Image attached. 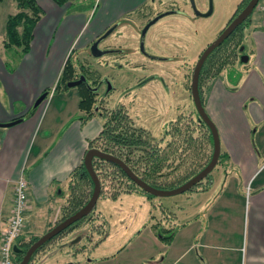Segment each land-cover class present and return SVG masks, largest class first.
Wrapping results in <instances>:
<instances>
[{
  "label": "crops",
  "instance_id": "0c3cea01",
  "mask_svg": "<svg viewBox=\"0 0 264 264\" xmlns=\"http://www.w3.org/2000/svg\"><path fill=\"white\" fill-rule=\"evenodd\" d=\"M37 1L43 15L34 27L29 51L12 73H7L0 62V91L10 101L5 106L0 100V123L19 119L12 125L0 126V235L10 215L14 183L21 174L29 182L26 232L35 234L39 228L45 231L54 223L65 201L59 190H65L70 172L83 160L89 141L102 127L97 115L80 118L83 113L75 86L54 91L60 71L87 22L86 11L69 12L72 0L62 4ZM128 1L136 4L140 0ZM113 18L94 26L83 45ZM254 26L251 22L243 39L249 70L244 65L234 84L224 78L210 80L204 91L205 110L217 127L225 157L217 168L220 174L209 178L208 189L194 190L205 197L193 198L189 204L195 208L201 204L202 209L195 210L187 224L169 226L177 231L172 241L179 239V252L170 264H264V26ZM248 36L251 42L244 45ZM44 90L49 92L34 106L35 98ZM238 178H242V185L250 187L246 198L239 190L242 185H236ZM232 182L240 198L242 222L234 260L222 253L228 240L222 224L227 207L235 204L228 193ZM201 215L206 224H198ZM66 255L61 249L45 258L44 263L67 264L71 260L66 261Z\"/></svg>",
  "mask_w": 264,
  "mask_h": 264
},
{
  "label": "rangeland",
  "instance_id": "374dc122",
  "mask_svg": "<svg viewBox=\"0 0 264 264\" xmlns=\"http://www.w3.org/2000/svg\"><path fill=\"white\" fill-rule=\"evenodd\" d=\"M262 1L264 0H259V3ZM195 2L198 4L201 11L206 10L208 5H210L212 9L211 13L205 16H190L189 13L191 14V12L188 1L179 0L178 4L187 13L184 14V18H181L180 14L176 15L177 17H175L174 20H171V22L175 24L174 28H176V30L174 31L178 34L174 33L168 36V32H165L166 35L160 34L157 36V38L159 37L157 39L158 42H162L161 40L164 38L171 42H175V45H173L172 42L173 47H165L166 51H162L161 48L158 50L162 51L164 55L174 56V61L170 63L166 62L162 67L153 62H148L147 66L150 68L145 70H142L140 67L135 68L129 65L121 69L102 68L97 64V59L93 58L90 54L89 44L92 40L88 42L87 45H83L85 36L90 33L93 27L96 25H103L107 20L120 16L121 10L125 7H129L130 2L128 0H72V3L68 7L69 12L75 9H83L86 11L87 15V22L76 38L72 48L73 50L70 54L72 63L77 64V62H80L84 66L95 69L101 78L109 79L113 88L105 98L106 101L104 105L106 106V110L107 108H113L116 104L121 103L128 111L134 124L145 127L157 139L161 137L162 130L166 128L170 120L179 117L188 118L190 115L194 116L193 100L190 94V81L193 66L201 51L208 43L216 38L219 31L233 15L236 6L241 0H195ZM15 12L16 4L13 0H2L0 2V62H3L5 65L4 67L7 73L14 72L17 66L22 62L21 54L16 53L13 49L6 50L3 45L7 16ZM114 19L116 18H113V20ZM252 20L256 22V12L252 15ZM169 21L170 20L162 21V24L155 25L150 32L165 26L166 22ZM137 23L138 20L133 23L132 27H127L128 34L136 33L135 31L140 27ZM127 28H119L118 31L126 30ZM153 34L155 35L156 31H153ZM130 36L132 41L129 40L128 45L131 49L134 45L136 36ZM148 41L145 45L147 51H149ZM118 42L119 41L113 39L111 41V43H115V45H117ZM131 42L133 43L131 44ZM250 42L248 36L247 42L244 43V45H249ZM158 51L157 54L159 53ZM129 59L130 61L139 62L140 57L132 55ZM231 59L234 63L236 61L238 62L229 72V78L227 76L224 78L228 83H231V79L235 78L238 71L240 69L242 70L244 65H246L244 69L248 68L249 70V65L241 64L239 61L240 59L238 60V54L231 56ZM102 61L104 60L102 59ZM134 62L131 64H134ZM151 73L161 74L167 83L163 84L161 81L157 82L153 80L147 85L137 89L136 82ZM104 90L105 85L102 84L99 93L104 92ZM135 91L136 93L134 95ZM0 100L3 105L9 106L10 101L6 93L2 95L0 91ZM16 105L18 107V103H16L15 106ZM257 125L258 124H256L255 127ZM203 131L199 134L195 129L194 133L202 137ZM201 141H203L202 147H205L204 140L202 139ZM162 144H164V141ZM200 151L201 154L199 155ZM200 151L191 149L183 153L185 155L181 157L179 161L180 165L178 169L175 170L173 177L175 175L180 177L185 174L187 169L193 166L194 162H204L208 157L209 150L208 148H204L200 149ZM260 155L262 157V154ZM177 163L178 159L175 164ZM221 164L222 160L221 163L217 162L214 169L208 175L209 178L220 174L217 168ZM170 176L171 175L168 177ZM240 179L242 180V178L237 179L236 185H242ZM203 182H205V180ZM103 183L104 194L99 196L93 210L94 223L80 224L79 229L70 227L66 231L59 233L58 236L47 242V244L33 254V258H31L29 264H45L44 259L49 258L50 255L48 254L50 251L54 250L53 252L56 253L61 250L59 249V244L62 240L68 239L73 235L81 234L88 235L92 238V245H95L94 249L91 248L89 252V246L88 249L85 247L86 250L76 256L68 254L64 257L66 261L71 260L76 264L172 263L179 252V239L177 238L172 241V238H176L174 236L177 231L174 232V229L167 230V228H170L169 226H173L174 224H177L179 227L182 226L181 224H187L189 217H191L190 215H193L195 210L199 211L202 209L200 208L201 204L198 205V208H195L194 204L190 205V202H192L190 200H193V198L199 200L201 196H203L202 198L205 196L201 193H195V189H193L174 195L153 196L149 198L144 192L138 190L137 192L122 193L116 199H113L108 196L110 189L107 182L104 181ZM236 185L232 182L228 188L230 199L235 204H230L227 207L226 219L224 224H222V230H225L228 234V240L224 243L226 246L224 245L222 253L230 256L233 260L236 259L237 253L235 248L236 244L239 242V235L241 236L242 233V222L240 220L241 211L238 208L240 198L235 195ZM239 187V190H241L240 192L243 193V197L246 198L250 191L249 185H242ZM62 191V189L59 190V195H61L60 192ZM203 201L204 200L201 202ZM178 206L180 209H178ZM180 210H182V212ZM31 213L32 215L34 214L33 211ZM199 217L198 224L207 223L203 215ZM177 218L179 220H177ZM61 220V213L59 212L58 218L53 224H49L45 231L43 228H39V232L31 234L23 229V235H20V237L24 238L22 242H28L33 236H41ZM156 223L160 224L158 226H152V224ZM36 224L41 223L37 221ZM170 233L175 234L167 241L164 237L168 236ZM188 233L189 230H186L185 234ZM76 239L77 237L73 240L75 241ZM80 242H86L85 238H82ZM196 250L197 249L194 250L195 253ZM63 251H65V249ZM46 264H50V262H46Z\"/></svg>",
  "mask_w": 264,
  "mask_h": 264
},
{
  "label": "trees",
  "instance_id": "16d2710c",
  "mask_svg": "<svg viewBox=\"0 0 264 264\" xmlns=\"http://www.w3.org/2000/svg\"><path fill=\"white\" fill-rule=\"evenodd\" d=\"M13 1L16 4V12L10 13L7 16L3 45L6 50L13 49L22 56L30 49L34 27L43 15V9L37 0ZM54 1L62 4L66 0ZM248 1L243 0L240 8L244 7ZM255 12L257 17L256 22L252 20V15ZM261 21L264 22V16L254 9L244 22L239 24L209 53L199 74V92L202 100L203 92L209 87L210 80L228 77L232 67H235L238 61L234 63L231 56L235 54L239 55L241 52L240 46L243 45L245 30L250 26L251 22L255 24L254 28L264 26ZM240 62L241 64L247 63ZM81 75L84 76V80L75 86L79 95L78 107L83 113L80 118L85 120L93 115H97L102 119L101 131L95 138L89 141L88 148H98L117 156L139 178L147 184L160 189H170L181 185L202 170L210 161L213 153V137L209 126L201 119L194 106V116L190 115L188 118L179 117L170 120L166 128L162 130L161 137L159 136L160 138L157 139L145 127L135 125L128 111L121 103L106 110L104 102L106 101L107 94L103 92L99 93L96 88L101 78L100 75L95 69L84 66L80 62H77V64L72 63L70 55L67 57L60 71L54 91L70 88L67 86V82L76 80ZM241 75L242 70L240 69L235 78L231 79V83H236ZM43 92L48 93L49 91L44 90ZM34 108L33 106L29 112H32ZM195 129L199 134L204 130L202 137L194 133ZM202 139L206 145L205 147H202ZM163 141L164 144H162ZM204 148H208L209 150L208 157L204 162H194L193 166L188 168L185 174L180 177L176 175L173 177L175 170L180 165L179 161L181 157L185 155L183 153L191 149L200 151V149ZM200 154L201 151L199 152ZM224 157L225 153L220 151L218 163H221ZM177 159L178 163L175 164ZM92 166L100 181L99 196L104 194L103 182L105 181L110 189L108 194L110 198L116 199L122 193L137 192L138 190L144 192L149 198L153 197V195L141 189L118 164L93 156ZM169 175L171 176L168 177ZM207 177L199 181L190 190L208 189L209 177ZM204 180L205 182H203ZM93 189L94 181L85 166L83 158L70 172L65 190L60 192L65 198L61 208V219L69 217L84 207L90 199ZM93 210L94 208L89 214L68 226V228L79 223H94ZM169 229L172 230L174 228H167V230ZM58 235H55L53 238ZM172 235L173 233H170L164 238L169 241ZM38 237L33 236L28 242H22L23 237L17 239L14 244L15 249L13 247L14 264H18L26 249ZM42 246L37 250L42 248Z\"/></svg>",
  "mask_w": 264,
  "mask_h": 264
},
{
  "label": "flooded vegetation",
  "instance_id": "af4514ba",
  "mask_svg": "<svg viewBox=\"0 0 264 264\" xmlns=\"http://www.w3.org/2000/svg\"><path fill=\"white\" fill-rule=\"evenodd\" d=\"M187 1H188L190 12H191V14L189 13L190 16L191 15L192 16H205V15H209L211 13L212 9H211L210 5H208L206 10L201 11L198 7V4L195 2V0H187ZM242 1L243 0H241V2ZM241 2H239V4L236 6L233 15L227 21L225 26L219 31L218 35L229 24V22L244 8V7L240 8ZM178 3H179V0H140L136 4L135 3L129 4V7H125L124 9L121 10L120 16H118L116 19L112 20L98 34H96L94 36V38L92 39V41L89 44L90 54L93 56V58L97 59V64L100 65L102 68L121 69V68H124V67L129 65V66L135 67V68L140 67L142 70H145L147 68H150L149 66H147L148 62H150V63L153 62L155 64L160 65L161 67L166 62L167 63L173 62L174 56L164 55V53L162 52L163 50L166 51L165 47H167V48L173 47L172 46L173 41L171 42L170 40L164 38L161 40L162 42H158L157 39L159 37L157 38V36H159L160 34L166 35L165 32H168V36H171L174 33L178 34L176 31H174V30H176V28H174L175 24H173L171 22V20H174L175 17H177L176 15H180V14H181V18H184V14L187 13L184 9H182L180 7V5ZM257 5H258V3H257ZM257 5L254 8L256 10H257ZM137 20H138L137 24H138V26H140L139 29H137L135 31L136 33L128 34L129 32H128L127 27H129V28L132 27L133 23L137 22ZM168 20H170V21L166 22L165 26L160 27L157 30L156 29L153 30V31H156L155 35L153 34V31L150 32L151 29H153V27L155 25L160 24V23L162 24L163 23L162 21H168ZM124 27H126L127 29L118 31L119 28H124ZM122 35H124V36H122ZM130 35L136 36L135 40H134V45L132 47L130 46L131 49L129 48V45H128L129 40L132 41L130 38L131 37ZM109 38H111V39H109ZM112 39L119 41L118 44L115 45V43L114 44L111 43ZM147 41H148L149 51H147L145 49V45H146ZM94 42H97V49H98L97 54L98 55L97 54L94 55L90 49L91 44ZM132 43L133 42H131V44ZM173 45H175V42H173ZM206 46H205V48H206ZM174 47H176V46H174ZM160 48L162 49V51H158ZM157 51L159 52L158 54H157ZM202 51H201V53H202ZM240 51L241 52L238 55V59H240V61H242L241 56L247 54L245 52V48L243 47V45L240 46ZM132 55H136V56L140 57L139 62L138 61H135V62L130 61L129 58H131ZM199 56H198V58H199ZM206 58H205V60H206ZM102 59L104 61H102ZM122 59H124V60H122ZM133 62H134V64H131ZM196 62H195V64H196ZM195 64L193 66V69L195 67ZM192 73H193V70H192ZM81 76H83V75H81ZM191 79H192V75H191ZM153 80H155L157 82L161 81L163 84L167 83L161 74L151 73V74L144 76L143 78L139 79L138 82H136L137 89L147 85L149 82H151ZM108 83L110 84V86H108ZM102 84L105 85V90L103 92L104 94L105 93L108 94L112 91L113 86H112L109 79L100 78L99 83L96 87L98 91L100 90V87ZM190 86H191V81H190ZM198 88H199V78H198ZM135 93H136V91L134 92V95H135ZM190 94H191V87H190ZM199 95H200V92H199ZM191 98H192V94H191ZM200 98H201V96H200ZM192 100H193V98H192ZM201 101H202L203 107L205 109L204 92H203V100L201 99ZM193 106L195 107L194 101H193ZM206 113H207V111H206ZM162 128H163V126H162ZM157 223L155 225L158 226L159 224H157ZM80 224H85V223H79V224L74 225L72 227L79 229ZM69 228L67 227L66 229L61 231V233L66 231ZM76 237H77V239L74 241L73 239H75ZM82 238H85L86 242L81 243L80 240ZM50 240H52V238ZM49 241H47V242H49ZM95 244H97V243H95ZM89 246H90V249H88ZM94 246L95 245H92V238L91 237H89L88 235H82L81 234V235H73L72 237H70L68 239L62 240V242L59 244V249H62V250L65 249V252L67 255L69 254V255L76 256L79 253L84 252L86 250L85 247H87L88 251L90 252L91 248L94 249ZM54 249H56V248H54ZM53 251H50L48 255H52ZM33 254H32L31 258H33ZM48 255H46V256H48ZM31 258H30L29 262L31 261ZM29 262H28V264H29ZM70 263H71V261L67 262V264H70Z\"/></svg>",
  "mask_w": 264,
  "mask_h": 264
},
{
  "label": "water",
  "instance_id": "95a60500",
  "mask_svg": "<svg viewBox=\"0 0 264 264\" xmlns=\"http://www.w3.org/2000/svg\"><path fill=\"white\" fill-rule=\"evenodd\" d=\"M259 0H249L248 3L244 6V8L229 22V24L221 31V33L211 42L209 43L206 48L202 51L200 54L195 67L193 69L192 73V79H191V94L194 101L195 108L201 117L205 121V123L209 126L212 137H213V153L211 156L210 161L207 163V165L200 170L198 173L193 175L191 178H189L187 181L182 183L181 185L170 188V189H160L155 188L149 184H147L145 181H143L141 178H139L126 164L118 158L117 156L104 152L98 148H89L86 150L84 155V163L85 166L90 173L93 181H94V189L91 194L90 199L86 203L84 207H82L80 210L75 212L74 214L70 215L69 217L59 221L57 224H55L52 228L47 230L45 233H43L41 236H39L25 251L24 255L22 256L21 260L18 262V264H28L32 254L41 247L44 243L49 241L51 238H53L55 235L59 234L61 231L66 229L68 226L73 224L74 222L80 220L82 217L89 214L92 209L94 208L96 201L99 197L100 193V181L96 174V172L93 169L92 166V158L93 156H97L100 158H103L105 160L114 162L118 164L125 172L126 174L145 192L153 195V196H169L174 195L182 192H186L190 190L194 185H196L199 181L204 179L209 175V173L214 169L218 162V158L221 151L220 146V138L218 134V130L214 122L211 120L209 115L206 113L200 95H199V88H198V78L199 73L202 67V64L207 57V55L217 46L219 45L240 23H242L253 11V9L256 7ZM91 52L95 55L97 54V42H94L90 46ZM98 55V54H97ZM241 60L243 62H246L248 60L247 55L241 56ZM84 80V77L81 76L77 80H72L67 82L68 87H73L77 84H79L81 81ZM108 86L110 84L108 83ZM46 96V92H43L40 94V96L35 100L34 106L38 105ZM19 121V119H14L9 122L0 123V126H9ZM15 249V247H14Z\"/></svg>",
  "mask_w": 264,
  "mask_h": 264
},
{
  "label": "built area",
  "instance_id": "2783aa9c",
  "mask_svg": "<svg viewBox=\"0 0 264 264\" xmlns=\"http://www.w3.org/2000/svg\"><path fill=\"white\" fill-rule=\"evenodd\" d=\"M257 11L264 16V1L258 3ZM29 182L21 174L13 186V202L6 227L0 235V264H14L13 247L23 232L25 225V212L28 208L27 194Z\"/></svg>",
  "mask_w": 264,
  "mask_h": 264
}]
</instances>
